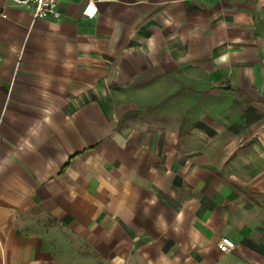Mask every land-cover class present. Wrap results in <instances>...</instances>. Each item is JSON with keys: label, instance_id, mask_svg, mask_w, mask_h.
Wrapping results in <instances>:
<instances>
[{"label": "crops", "instance_id": "obj_1", "mask_svg": "<svg viewBox=\"0 0 264 264\" xmlns=\"http://www.w3.org/2000/svg\"><path fill=\"white\" fill-rule=\"evenodd\" d=\"M88 1L0 0V264H264V0ZM153 71L250 103L226 163L199 137L221 108L191 137L128 120Z\"/></svg>", "mask_w": 264, "mask_h": 264}, {"label": "rangeland", "instance_id": "obj_2", "mask_svg": "<svg viewBox=\"0 0 264 264\" xmlns=\"http://www.w3.org/2000/svg\"><path fill=\"white\" fill-rule=\"evenodd\" d=\"M118 100L120 105L127 106L128 120L156 125L171 120L180 127L181 136L190 137L195 136L194 127L199 128L203 118L221 108L224 113L219 120H215L219 128L212 130L203 126L199 134L204 141V156L217 165L226 163L233 156L243 140L250 135V122L257 117L249 111L250 103L247 100L231 102L224 97L208 96L197 92L193 83L160 71L143 75L133 87L121 92ZM239 261L240 264H251L252 259H236L234 264Z\"/></svg>", "mask_w": 264, "mask_h": 264}, {"label": "built area", "instance_id": "obj_3", "mask_svg": "<svg viewBox=\"0 0 264 264\" xmlns=\"http://www.w3.org/2000/svg\"><path fill=\"white\" fill-rule=\"evenodd\" d=\"M13 3L23 7L32 8L33 20H43L47 18H53L59 20L61 13L59 11L61 0H11ZM98 8L97 2L94 0H89L83 15L89 19L93 20L97 16ZM235 243L229 238H223L220 243V250L222 253H230L235 249Z\"/></svg>", "mask_w": 264, "mask_h": 264}]
</instances>
